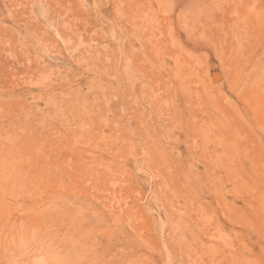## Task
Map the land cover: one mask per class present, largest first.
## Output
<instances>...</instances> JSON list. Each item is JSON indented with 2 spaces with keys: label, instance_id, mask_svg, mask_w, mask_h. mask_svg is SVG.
I'll use <instances>...</instances> for the list:
<instances>
[{
  "label": "rangeland",
  "instance_id": "374dc122",
  "mask_svg": "<svg viewBox=\"0 0 264 264\" xmlns=\"http://www.w3.org/2000/svg\"><path fill=\"white\" fill-rule=\"evenodd\" d=\"M263 80L264 0H0V264H264Z\"/></svg>",
  "mask_w": 264,
  "mask_h": 264
},
{
  "label": "bare ground",
  "instance_id": "6f19581e",
  "mask_svg": "<svg viewBox=\"0 0 264 264\" xmlns=\"http://www.w3.org/2000/svg\"><path fill=\"white\" fill-rule=\"evenodd\" d=\"M168 21H169V20H168ZM140 22H141V21H140ZM166 22H167V21H166ZM178 23H179V22H178ZM158 29H159V28H158ZM167 34H168V33H167ZM153 40H154V39H153ZM171 40H172V39H171ZM155 44H156V43H155ZM155 64H156V63H155ZM155 64H154V65H155ZM261 70L263 71V69H261ZM261 70H260V71H261ZM260 71H259V72H260ZM178 72H179V71H178ZM182 74H183V73H182ZM258 74H259V73H258ZM258 74H257V76H258ZM259 76H260V75H259ZM255 77H256V76H255ZM259 78H261V76H260ZM259 78H258V79H259ZM258 79H257V81H259ZM263 81H264V80H263ZM263 81H261V82H263ZM251 83H252V82H251ZM251 83H250V85H253V86L256 87V88H257V86L259 87V85H258L255 81H254L252 84H251ZM263 86H264V85H263ZM91 87H92V86H91ZM254 87H252V88H254ZM252 88H251V89H252ZM87 89H88V88H87ZM259 89H260L261 92H263V91L261 90V88H259ZM263 89H264V87H263ZM254 90H255V92H252V91H251V93H252V99H253V95H254L255 93H258V91H256V89H254ZM248 92H249V94H248L247 97H249V95H251L249 89H248ZM253 93H254V94H253ZM258 94H259V93H258ZM258 94H257V95H258ZM61 95H62V94H61ZM259 95H260V94H259ZM262 96H263V95H262ZM255 97H256V95H255ZM66 98H67V97H66ZM249 99H250V98H249ZM256 99H257V98H256ZM256 99H254V100L256 101ZM252 101H253V100H252ZM259 101H261V100L259 99ZM51 102H52V101H51ZM254 103H255V102H254ZM258 103H259V102H258ZM258 103H257V104H258ZM259 104H260V103H259ZM261 105H262V104H261ZM59 111H60V110H59ZM180 223H181V222H180ZM175 228H176V227H175ZM213 249H214V248H213ZM215 249H216V248H215Z\"/></svg>",
  "mask_w": 264,
  "mask_h": 264
}]
</instances>
